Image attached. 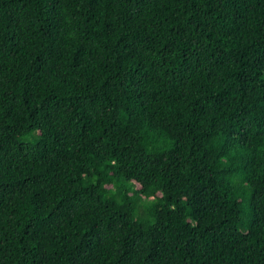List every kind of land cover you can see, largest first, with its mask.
Instances as JSON below:
<instances>
[{"label": "trees", "instance_id": "1", "mask_svg": "<svg viewBox=\"0 0 264 264\" xmlns=\"http://www.w3.org/2000/svg\"><path fill=\"white\" fill-rule=\"evenodd\" d=\"M0 264H264V0H0Z\"/></svg>", "mask_w": 264, "mask_h": 264}, {"label": "rangeland", "instance_id": "2", "mask_svg": "<svg viewBox=\"0 0 264 264\" xmlns=\"http://www.w3.org/2000/svg\"><path fill=\"white\" fill-rule=\"evenodd\" d=\"M29 137V136H28ZM31 139V138H30Z\"/></svg>", "mask_w": 264, "mask_h": 264}]
</instances>
